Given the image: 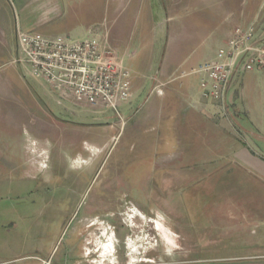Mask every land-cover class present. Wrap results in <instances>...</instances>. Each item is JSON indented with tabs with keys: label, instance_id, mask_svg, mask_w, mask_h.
Here are the masks:
<instances>
[{
	"label": "rangeland",
	"instance_id": "1",
	"mask_svg": "<svg viewBox=\"0 0 264 264\" xmlns=\"http://www.w3.org/2000/svg\"><path fill=\"white\" fill-rule=\"evenodd\" d=\"M17 6L29 24L41 18L40 9L22 11ZM18 66L23 67L24 83L8 69L0 70V209L9 213V241L42 243L45 250L51 246L56 259L67 258L70 246L79 240V227L91 223L88 264L185 261L195 249L190 239L208 233L206 240L223 237L232 247L203 249L199 255L205 260L264 256V85L263 97L257 95L254 104L244 99L241 87L243 119L230 104V94L226 105L211 96L206 113L194 106L196 100L187 103L170 136L152 129L156 122L145 120L153 106L146 100L150 89L122 102L119 114L102 106H85L102 107L99 114L76 107V116L65 118L82 125L67 142L64 129L51 117L32 121L37 113L26 95L50 91L49 85L34 78L28 64ZM85 141L104 150L75 163L79 154L91 155ZM37 146L48 147L47 156H41ZM35 155L40 161L32 165ZM166 164L172 183L156 184L158 192L164 196L165 189L182 190L178 199L185 216L167 214L163 200L160 205L143 200V192L147 195L151 187L144 181ZM136 207L144 215L133 211ZM163 224L174 232V245L165 241L164 230L169 229ZM107 225L114 233V248L105 258L98 239Z\"/></svg>",
	"mask_w": 264,
	"mask_h": 264
},
{
	"label": "crops",
	"instance_id": "2",
	"mask_svg": "<svg viewBox=\"0 0 264 264\" xmlns=\"http://www.w3.org/2000/svg\"><path fill=\"white\" fill-rule=\"evenodd\" d=\"M17 2L22 11L30 6L36 11L40 9L41 18L29 24L20 16ZM252 26L255 27L256 37H261L264 33V0H0V70L8 69L19 82L24 83L23 67L16 62L20 57L18 29L28 33L36 31L47 38L83 40L95 36L110 47L132 73V98L137 99L150 89L146 100L153 102V106L145 120L156 122L152 129H162L161 134L170 136L175 135L178 129L176 119L187 103L192 104L196 100L194 106L206 113L208 99L203 96L202 83L208 81L210 88L211 82L207 75L194 71L215 60L219 50L226 47L238 32H245ZM263 85L264 67L254 72H239L235 76L229 97L240 119L245 117L238 100L241 87L244 99L254 104L258 100L257 95L260 99L263 97ZM49 89L29 92L25 101L36 109L37 114L31 116L32 121L40 122L42 116L51 117L55 125L64 129L63 139L67 142L80 132L82 124L71 123L66 116L74 118L76 107L93 114H99L103 109H90L72 101H62L50 86ZM108 125L112 126L111 123ZM243 129L251 134L248 124L245 123ZM167 141L172 144V141ZM85 144L91 155L85 158L79 154L73 158L75 163L89 161L93 154L102 153L105 147L86 141ZM36 149L41 156L45 152L47 156L49 152L46 146H37ZM30 161L36 165L40 159L35 155ZM168 168L166 164L159 171H152L144 183L151 187L171 184L172 175ZM151 187L148 192L145 191L147 195L143 192V200L151 199L156 191ZM156 189L161 190L160 186ZM137 196L141 197L140 191ZM133 211L144 215L137 207ZM8 215L7 210L0 209V264L90 263L91 235L87 233L91 223L79 227L76 233L79 240L70 246L67 258L56 259L51 246L45 250L42 243L26 245L9 241ZM168 229L164 230V239L167 244L174 245L176 236ZM185 230L188 232L187 228ZM221 238H191V244H195L193 246L199 252L196 251L193 257L189 253V259L173 264H264V256L205 260L199 255L207 248L228 251L231 245ZM98 244L103 250V257L111 256L104 251L100 238Z\"/></svg>",
	"mask_w": 264,
	"mask_h": 264
},
{
	"label": "built area",
	"instance_id": "3",
	"mask_svg": "<svg viewBox=\"0 0 264 264\" xmlns=\"http://www.w3.org/2000/svg\"><path fill=\"white\" fill-rule=\"evenodd\" d=\"M259 38L254 26L238 32L219 50L215 60L194 71L210 79V88L208 81L202 83L206 100L213 96L226 105L236 70L254 72L256 67H264V41L253 47ZM17 42L20 57L16 62L28 64L31 75L44 80L62 101L102 106L119 114V105L133 97L132 73L123 60L95 36L83 40L45 38L18 29Z\"/></svg>",
	"mask_w": 264,
	"mask_h": 264
},
{
	"label": "flooded vegetation",
	"instance_id": "4",
	"mask_svg": "<svg viewBox=\"0 0 264 264\" xmlns=\"http://www.w3.org/2000/svg\"><path fill=\"white\" fill-rule=\"evenodd\" d=\"M180 191L182 190L179 189L178 191L174 192L171 191V189H165L163 191L164 196H162V194L156 190L154 191V193H152L151 200L158 202V205L162 204L161 200H163L164 210L170 216H174V215L185 216V212L182 208L183 203H180V199H178V197H180V193H179ZM200 236L202 238L203 236L209 238V234H205V235L202 234ZM196 251L198 250L197 249L191 250V255L195 256ZM202 251L200 253H202Z\"/></svg>",
	"mask_w": 264,
	"mask_h": 264
},
{
	"label": "bare ground",
	"instance_id": "5",
	"mask_svg": "<svg viewBox=\"0 0 264 264\" xmlns=\"http://www.w3.org/2000/svg\"><path fill=\"white\" fill-rule=\"evenodd\" d=\"M113 236H114V233L111 230V228L108 225L104 227V232L100 236L101 245L104 248V251L111 253L112 249L114 248V239H113L114 237ZM133 245L134 244H132V246Z\"/></svg>",
	"mask_w": 264,
	"mask_h": 264
},
{
	"label": "water",
	"instance_id": "6",
	"mask_svg": "<svg viewBox=\"0 0 264 264\" xmlns=\"http://www.w3.org/2000/svg\"><path fill=\"white\" fill-rule=\"evenodd\" d=\"M264 41V34L253 44V47H258L262 42ZM243 69H238L236 70L233 79L235 78V76L239 73V72H243ZM233 83V80H232ZM232 86V85H231Z\"/></svg>",
	"mask_w": 264,
	"mask_h": 264
},
{
	"label": "trees",
	"instance_id": "7",
	"mask_svg": "<svg viewBox=\"0 0 264 264\" xmlns=\"http://www.w3.org/2000/svg\"><path fill=\"white\" fill-rule=\"evenodd\" d=\"M190 230H191V229H190ZM190 230H188V232L191 233ZM208 234H210V233H208ZM200 235H202V234H200ZM200 235H197V236L195 235V236H193V234H192V236H193L192 239H193V240H196V239H198V237H200ZM204 235H205V234H204ZM214 237H216V239L219 238L218 236H214ZM208 249H210V248H208Z\"/></svg>",
	"mask_w": 264,
	"mask_h": 264
}]
</instances>
